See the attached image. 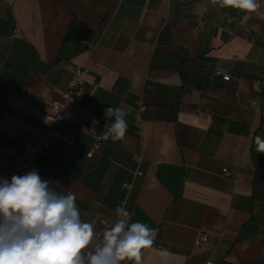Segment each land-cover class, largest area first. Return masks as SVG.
<instances>
[{
    "label": "crops",
    "instance_id": "1",
    "mask_svg": "<svg viewBox=\"0 0 264 264\" xmlns=\"http://www.w3.org/2000/svg\"><path fill=\"white\" fill-rule=\"evenodd\" d=\"M258 2L246 12L219 0H0V178L30 160L27 146L42 148L31 162L76 196L90 250L123 207L129 224L158 229L140 264H264ZM74 66L87 69L85 91L65 102ZM54 101L65 102L58 118ZM108 107L126 113L123 140L104 137ZM201 233L210 243L196 247Z\"/></svg>",
    "mask_w": 264,
    "mask_h": 264
},
{
    "label": "clouds",
    "instance_id": "2",
    "mask_svg": "<svg viewBox=\"0 0 264 264\" xmlns=\"http://www.w3.org/2000/svg\"><path fill=\"white\" fill-rule=\"evenodd\" d=\"M222 8L254 12L258 0H219ZM110 127L105 139L123 140L128 128L120 108L105 109ZM257 151L264 153V141L257 138ZM122 217L103 233V246L90 250L93 226L81 220L72 192L62 194L33 169L11 180L0 178V264H121L141 262V250L154 244L158 229L141 222L128 223L130 213L116 209ZM127 226V230L126 229ZM168 255L166 249L161 256Z\"/></svg>",
    "mask_w": 264,
    "mask_h": 264
},
{
    "label": "built area",
    "instance_id": "3",
    "mask_svg": "<svg viewBox=\"0 0 264 264\" xmlns=\"http://www.w3.org/2000/svg\"><path fill=\"white\" fill-rule=\"evenodd\" d=\"M87 71L86 67H81V66H74L72 68V74L68 82V89L67 92L63 95L64 101L66 102H73L74 97L80 96L84 93L85 87H84V80H83V74ZM219 74H221V77L223 80H229V75L223 74L221 71H217ZM65 102H58L54 101L49 104V111H48V116L53 117V118H58L61 116L62 109H63V103ZM143 107H141L142 109ZM54 132L51 129H44L42 137L43 139H46L47 137L53 135ZM100 136L97 135L94 143V148L98 146L99 141H100ZM257 138H259L261 141H264V138L254 135L253 136V146L254 149L257 150ZM44 146H48V143L44 141ZM27 154L30 156V160L20 158L19 160V172L15 175H24L27 172L35 169L31 160L33 157H35L38 153L43 154L42 148H36L33 146H27ZM92 153V149L88 151L87 156H90ZM223 173L225 175H228V171L226 169H223ZM11 177H5V179H8L9 181L11 180ZM209 237L207 233H201L200 236L194 241V244L196 247H202V246H207L209 245ZM202 264H216L213 260L211 259H206L203 261Z\"/></svg>",
    "mask_w": 264,
    "mask_h": 264
}]
</instances>
